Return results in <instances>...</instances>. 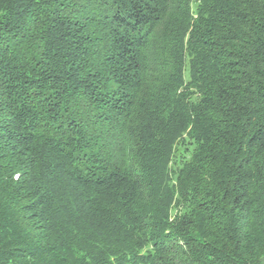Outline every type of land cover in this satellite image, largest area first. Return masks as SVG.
Here are the masks:
<instances>
[{
    "label": "trees",
    "instance_id": "16d2710c",
    "mask_svg": "<svg viewBox=\"0 0 264 264\" xmlns=\"http://www.w3.org/2000/svg\"><path fill=\"white\" fill-rule=\"evenodd\" d=\"M0 264H264V0H0Z\"/></svg>",
    "mask_w": 264,
    "mask_h": 264
}]
</instances>
